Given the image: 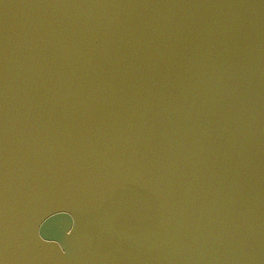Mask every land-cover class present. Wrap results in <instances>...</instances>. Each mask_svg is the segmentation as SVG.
Listing matches in <instances>:
<instances>
[{
  "label": "water",
  "instance_id": "95a60500",
  "mask_svg": "<svg viewBox=\"0 0 264 264\" xmlns=\"http://www.w3.org/2000/svg\"><path fill=\"white\" fill-rule=\"evenodd\" d=\"M0 264H264V0H0Z\"/></svg>",
  "mask_w": 264,
  "mask_h": 264
}]
</instances>
